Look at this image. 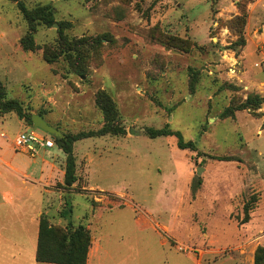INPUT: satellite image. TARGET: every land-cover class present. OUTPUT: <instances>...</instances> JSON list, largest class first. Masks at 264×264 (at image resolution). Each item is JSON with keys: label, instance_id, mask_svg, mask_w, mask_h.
<instances>
[{"label": "rangeland", "instance_id": "obj_1", "mask_svg": "<svg viewBox=\"0 0 264 264\" xmlns=\"http://www.w3.org/2000/svg\"><path fill=\"white\" fill-rule=\"evenodd\" d=\"M21 1L29 9L50 6L55 23L39 26L37 50L25 51L28 23L15 2L0 0L6 99L60 133L77 134L105 125L96 105L104 90L126 134L76 142L71 189L54 169L56 178L40 188L45 197L36 189L18 202L0 198V264H44L35 260L42 215L57 227L87 226V264H254L264 247V0ZM237 18L245 23L243 43L232 30ZM60 25L70 39L108 37L86 76L64 57L45 62ZM254 96L263 99L259 109H240ZM6 115L0 142L8 161L19 152L27 163L47 160L64 170L57 146L51 156H38L44 148L16 149V137L32 126L21 119L22 129L15 112ZM166 126L196 149L146 135ZM7 190L0 179V191ZM66 202L69 219L60 215ZM248 202L250 219L242 223Z\"/></svg>", "mask_w": 264, "mask_h": 264}, {"label": "trees", "instance_id": "obj_2", "mask_svg": "<svg viewBox=\"0 0 264 264\" xmlns=\"http://www.w3.org/2000/svg\"><path fill=\"white\" fill-rule=\"evenodd\" d=\"M17 4L18 9L22 13L24 20L28 23V34L21 39V45L25 51H35L37 46L33 32L39 26L46 25L52 27L55 23L54 12L50 6H37L34 9L26 7L21 0H12ZM234 32L241 36L243 43V27L244 20L237 18L234 22ZM59 41L56 48L47 47L44 50V60L48 64L57 62L61 57L67 61L70 70L79 76H86L89 72V63L98 56L99 49L103 46L102 39L107 36L91 38L70 39L64 34V27L60 25ZM110 41V40H109ZM241 44V43H240ZM194 91V86H191ZM263 103V99L258 96L249 97L240 109L257 110ZM96 105L102 111L105 125L97 131L79 132L77 134L62 133L61 136L55 137V145L63 151L65 159V175L64 186L66 189H71L78 181L77 165L74 155V144L80 140L103 137L106 135H125L126 130L115 122L118 118L116 104L113 99L104 91H99L96 95ZM9 112H15L20 119H25L26 122L33 126L32 116H26L23 112L21 104L16 100H7L6 92L0 81V116L6 115ZM229 110L223 113V117L229 116ZM146 135L152 139L165 137H176L177 146L182 150L196 149L192 141L186 142L180 132H175L169 129L168 126L163 129L149 128L146 130ZM220 161H232L231 157L219 158ZM197 186L201 185V180L196 181ZM255 203V202H254ZM68 207V208H67ZM252 210V205L248 202L245 206V218L242 223L249 222V213ZM72 213V207L69 202H66V209L61 211L60 215L64 219H69ZM92 239L86 225L81 224L74 227L71 222L67 227H57L50 223L49 218L42 215L39 222L38 244L35 253V260L38 263L44 264H87ZM254 264H264V247H259L254 256Z\"/></svg>", "mask_w": 264, "mask_h": 264}, {"label": "crops", "instance_id": "obj_3", "mask_svg": "<svg viewBox=\"0 0 264 264\" xmlns=\"http://www.w3.org/2000/svg\"><path fill=\"white\" fill-rule=\"evenodd\" d=\"M7 117L9 116L6 115L4 117H0V139L5 138L3 137L4 133L2 130L6 127L5 122L7 121ZM16 117L19 119L22 129L28 127V125H26L23 120H21L18 116ZM3 147L4 146L0 142V179L5 181L8 187L7 192L0 191V198H2L4 201L8 203H12L14 201L18 202L20 197H25L24 191H29V193L32 194V192H34L36 189H38L40 193H42V196L45 197L40 188L45 191L44 187L48 185V182L56 178V171L54 169H58V171H60V181L64 180L65 171L61 168H58L55 163L42 160V165L39 166L36 160L33 158L30 163H27V161L23 160L22 158L18 159L16 156L19 154V152L15 151L13 143L10 148L12 149L13 147L16 153L12 156V158L10 157L11 161H8L9 154L4 151ZM51 150L53 149L44 148V150H41L38 153V156L45 153L51 156ZM36 164L38 166H35ZM46 164L49 165L50 169L46 170V168H48Z\"/></svg>", "mask_w": 264, "mask_h": 264}, {"label": "built area", "instance_id": "obj_4", "mask_svg": "<svg viewBox=\"0 0 264 264\" xmlns=\"http://www.w3.org/2000/svg\"><path fill=\"white\" fill-rule=\"evenodd\" d=\"M15 148L28 153H36L39 148L54 149V139L44 131L31 127L28 131L19 134L14 140Z\"/></svg>", "mask_w": 264, "mask_h": 264}, {"label": "water", "instance_id": "obj_5", "mask_svg": "<svg viewBox=\"0 0 264 264\" xmlns=\"http://www.w3.org/2000/svg\"><path fill=\"white\" fill-rule=\"evenodd\" d=\"M33 126L34 128L40 129L44 131L45 133L51 135V137L54 139L55 137L61 136L62 133H60L58 130L50 126L42 117L40 116H33ZM200 174V171L198 172V175Z\"/></svg>", "mask_w": 264, "mask_h": 264}]
</instances>
